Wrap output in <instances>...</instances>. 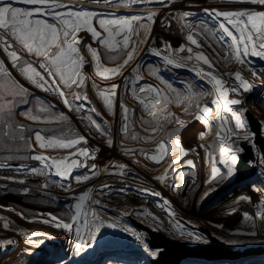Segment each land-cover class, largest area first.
<instances>
[{"label":"rangeland","instance_id":"rangeland-1","mask_svg":"<svg viewBox=\"0 0 264 264\" xmlns=\"http://www.w3.org/2000/svg\"><path fill=\"white\" fill-rule=\"evenodd\" d=\"M192 1L194 7L191 6L192 8L189 9L180 8L178 10L179 16L186 12L190 15L183 20H177L174 16V12L172 13V11L174 10V6L176 7L180 5L179 0H164V3H160L159 0H152L151 3L131 6L117 5L114 2H109V0H66L72 10H84L93 12L94 14L96 13L95 16L97 19H94L92 23L97 31H100L101 33L103 32V29L100 28L97 22L100 18H128L131 16L146 17L150 9L155 10L157 13L154 17L155 22L151 25L147 43L139 46L138 55H136L135 59L123 69L122 79L119 80L118 77L120 75L106 79L97 74L94 62L90 54L87 52L85 45H91L94 49H97L101 55V63H105V66L110 68L116 67L122 63L124 57H120L116 60L109 59L110 56L116 54L107 53L104 48L100 47L98 42L93 40V37L89 32L81 31L79 33V36L82 38L80 50L81 54L84 56V60L86 61L82 70L87 77L85 84L82 88H76V86L73 85L71 89L64 88L63 85H61L66 96H70L71 100L69 99V101L72 104V110L77 116L80 115L78 121L75 118H72L64 107L55 104L51 99L42 95L40 92L30 90L28 85L13 73V71L20 73L18 69H10L12 64L10 63L9 57L2 49H0V60L2 58V61L5 63L3 58L6 57V61L8 63V65L6 64V67L11 72L12 77L28 89V94L24 98L27 103H21L15 107L14 115L11 118L13 124L24 125V135L28 139L23 141H10L8 137L4 135V125L0 124V164L7 165L6 167H0V208L9 201L19 205L15 203L18 202V197L26 199L24 204L25 206L23 205L17 208L15 206L10 210L5 207L0 209V241H15L14 249L6 247L5 250H0V264H61L66 262H72L70 264H149V254L143 250V244H141L135 236L130 234V232L136 233L142 238L144 243L147 244L145 240V233L138 230L128 222L126 217L127 213H131L133 217L150 225L151 227L160 229L168 236L185 241L188 244L196 243L192 242V240L186 235L182 238L179 232L175 229L178 228L185 234L191 232L202 237L203 242H205L207 241L206 237L203 233L197 230V227L204 226L210 228L213 233L224 242L231 240L242 241L243 243L238 244L240 247L258 245L264 246V234L258 233L257 236L254 237L234 234L252 230L245 223L246 216L253 217L258 223L260 222L258 219L260 215L258 207L261 205V202L264 201V164H261L260 161L264 158V155L258 145H256L257 148L255 147L253 140L251 143H253L252 146L256 160L252 161V164L257 168V176L252 178V180L241 182L239 184L234 182V185H231L224 190L223 187H219L223 179L221 182L213 180L212 185L210 186L211 188L209 190H205L206 193L208 192V195L203 197L201 202L198 201L197 204L195 203L194 205L190 202V200L195 192L192 188L196 184L188 188L187 202L181 203L177 200L176 204L168 202L166 205L164 202L167 201L169 197L179 199L176 195L177 191H174L170 186L177 185L175 184V180L173 181L170 178L171 180H168L167 183H162L159 179L151 180L149 182L140 176L132 175L133 171L130 167L123 168V171H125L126 174L124 178H121L119 177L120 174L118 175V172L121 171L118 166L122 165V163L119 160L113 161L112 158L110 159V164L106 165L104 168L107 172L116 171L117 176L115 178L108 177L107 181L97 180L95 183L93 181H95L94 179L96 176H92L91 179L82 183H78L74 179L75 177H82L86 174L91 176L92 173L89 171V168H76L72 171V175L67 180H64L53 174L55 171L54 169L52 172H47V170H45L47 172L46 175L33 174L28 168H34L37 166L38 169L42 168L41 162L23 158L41 154L57 159L63 158L66 155L68 156L71 152L76 151V148L87 149L89 146L88 143H90L94 149H102L103 152L105 151L108 153L109 151H118V149L123 150V147H142L143 150L145 149L144 154L149 156L155 152L162 141L166 143L169 141V135L171 132L176 136V132L174 133L173 130H177L178 127L184 126L186 128L185 132H188V134L180 135L179 141L187 139H191L192 143L194 141V145H191L190 150H187L188 154H192L193 150L196 148L195 142L201 140V134H204L203 140L205 141L207 140L205 136L209 135L208 126L201 120L195 119V115L198 111L195 107V103L188 112H185L184 110L187 102L181 105L170 103L165 110V115L167 116L168 114H171L170 118L172 122L169 123L168 119H163L160 122V130L153 132L152 129L156 127V125L143 123V121H150L152 118L146 114L144 106L139 102V99L136 98L133 91L134 89H138L142 86L152 85L161 89L164 94L170 97V99H174L176 92L187 95L188 85L193 86L194 92H200L201 90L209 91L211 89L210 84L206 81H202L200 77L196 75L195 71L190 70L192 64H189L188 67H172L171 65H165L161 57L153 56L151 54L150 50L152 48L159 49L163 52L166 45H170L171 50H175L177 52L181 46L192 47L194 53L201 51L204 52V54L214 64L215 70L218 72H224L230 79V87L234 86L232 84V81L234 80V76L232 74L240 72L242 77L251 83L252 88L248 92H244L243 89L239 90L245 97L246 106H236V109L243 110L242 116L245 121L246 129L253 133L245 115L246 110L250 109L254 113L255 117L261 122L262 133L264 134V60L259 57L249 56L245 58L246 63L243 65L234 61L231 55L228 54V48L231 41L226 37L223 40L218 39L220 33L217 30V24L219 21H217L214 16L209 14L212 10V6H214V3L203 6L198 5V0H196V4L194 0ZM199 1L202 2V0ZM9 3H11L14 7L23 9L40 7L39 5H26L20 3L19 0H0V6H6ZM172 3H174L173 6H171ZM252 5L253 4L251 3L244 2L240 5V7L249 8ZM219 8L222 9V6L220 5ZM254 8H256V6H254ZM224 9H226V11H228V9H233V11L239 10L231 6H225ZM65 10L66 9H59V11ZM168 10H171V12H166ZM259 12L263 11L259 10ZM45 19L49 18L45 17ZM141 22H146V20H142ZM156 29H158V34L156 35L157 39L156 44L154 45L153 41L155 40V36H152V33ZM190 32L199 33L198 35H195V39H197L198 43L201 45L200 48L189 44L187 41L186 37ZM214 32L215 35L213 34ZM9 40L13 44L12 50L20 53L24 61L32 63L33 66L37 67L38 70L43 73V69H39L38 67L41 62L40 60H37L35 56L28 55L18 44H16L15 41H11V38H9ZM178 55L183 57L187 56L188 53L178 52ZM193 63L195 62L193 61ZM202 67L206 71H212L207 68V65H202ZM153 70L156 71V75L152 74ZM216 71L214 74L217 75ZM253 72H256L257 76H253ZM137 73L142 77L139 82H136L134 79ZM45 76L47 78V75ZM113 85H116V88L118 87L121 93V105L126 106L129 109L130 120L128 122L129 131L127 134L122 131L125 121L123 119V110L121 105L120 107H117V103L114 98L113 112L112 114H109L103 99L98 95V90L107 92ZM168 85H171V88H168ZM173 89L175 92L172 91ZM49 92L60 98V96L55 92ZM74 92L80 93L82 96L86 95L87 100H75L73 96ZM0 94L3 93L0 92ZM139 95L141 97L144 96V94ZM231 96H234L233 93L229 94V97ZM214 98V95H205L198 98L197 101L200 106L208 105L213 109L212 117L215 116V105L212 103ZM41 104L49 107L52 115H62L66 119L40 123L27 120L23 115H21L22 112L29 110L31 107L33 108L31 111L34 114H40L41 116L47 115L45 113H37V109ZM176 108L181 109L178 110ZM92 109H95L100 115H96V112H93ZM89 117L101 126L104 130L103 135L97 132L94 127H91ZM212 117H210V119ZM176 119L183 121V126L178 125L175 122ZM82 126L84 128L83 130L86 132L85 134L86 137H88L89 142H82L78 144L76 148L62 149L59 147H50L42 149L35 140L34 133L41 130L43 131H41V134L46 138L62 137L63 139H72L79 136H85L83 131L80 130V127ZM134 136L136 137L135 139L133 138ZM109 139L112 140L111 146L107 143ZM133 153L137 155L139 154L137 156L138 159H142L144 162H147L148 159L146 156L138 149L135 151H126V153H123V156L126 155V158L130 156L132 157ZM106 155L108 154L99 157L102 164L107 162L108 158ZM9 156L13 158L7 160L4 159V157ZM86 163L89 166L95 165L96 171H98V168L100 167L98 159L96 158L86 160ZM159 163H166L165 158ZM155 164L158 163L156 162ZM161 167L162 168H160V170H154L148 167L145 168V172L150 176H154L156 172H159L158 174L162 176L168 168L166 165H162ZM131 175L134 179H130ZM223 175L224 173L221 174V176ZM20 180H24L25 183H18ZM91 181L93 184H90ZM98 181H100L101 184H99L100 182L98 183ZM145 182H147V184ZM96 183L98 184L96 185ZM87 184H90L88 191L91 190L92 199L99 201L98 204L92 205L93 208L100 214V216L108 215L110 219L115 221V223H113L116 224L117 227L108 228L105 226L101 229V232L92 247L86 248L77 253L76 245L78 238L75 231L69 232L64 228L55 227L54 222L56 223V221H53L52 217H55L58 214V219L60 221L65 223L71 222L70 217L73 213V205L76 203L79 195L83 193V187L86 188ZM44 185H47V187H44ZM102 185H108L109 187L102 189ZM253 185H255L256 188L262 189V191L254 192ZM25 189H27V193L24 192ZM121 189H124V191H121ZM143 189H147L148 191L144 192L142 191ZM221 189L222 192H220ZM241 190H245V193L240 192ZM73 193L74 196H72ZM148 193H159V195H150ZM228 196H230L231 199H228L226 204L220 207L221 203L217 200L219 198L224 200ZM241 196L250 197L251 202L238 201V198ZM43 204L50 205L49 207H51V211L49 210L47 212L44 210L45 208L41 207ZM166 207L174 213L173 216H169L168 211H165ZM211 212L213 215H211ZM1 214L4 215L5 218L2 219ZM152 217H155L156 219L153 220ZM103 220L108 222L107 219ZM44 221L49 222L45 223ZM3 222H7L9 224L8 229L3 228ZM24 226L30 227V231H28L30 232L29 234H40L31 236V240L39 241L40 243L38 246L44 244L42 248L37 250L35 248H38V246L28 242V239L26 238L27 233L25 235L26 228ZM121 229L129 230L124 232L131 238L130 242L132 244V249L116 250L115 254L109 257H104L101 261L97 262L101 255V252L99 251L100 240L106 235H115ZM22 231H24V235L22 234ZM45 231L48 233L45 234ZM19 257H21V259L17 262ZM23 257L24 259L22 261ZM250 262H264V259Z\"/></svg>","mask_w":264,"mask_h":264},{"label":"snow or ice","instance_id":"snow-or-ice-1","mask_svg":"<svg viewBox=\"0 0 264 264\" xmlns=\"http://www.w3.org/2000/svg\"><path fill=\"white\" fill-rule=\"evenodd\" d=\"M20 3L26 5H39L31 9H23L12 6L11 3L6 6H0V49L9 57L10 63L13 68L18 69L20 74L31 84L45 91H53L58 94L62 99L66 107L71 110V102L67 99L64 88L71 89L73 85L76 88H82L85 84L86 75L83 73V67L86 61L81 54L80 46L82 44V38L79 36L81 31H87L93 37L95 42H98L100 47L104 48L107 53H115L116 55L110 56L109 59L116 60L120 57H124L122 63L116 67H107L101 63V55L97 49H94L91 45H85L87 52L90 54L95 69L98 75L103 78H112L122 74L123 69L132 62L136 55H138L139 46L147 43V38L150 35L151 25L155 22L156 16L155 10H149L146 17L131 16L128 18H100L97 20L103 34L93 26V20L97 19L95 14L90 11L84 10H72L66 0H19ZM117 5L131 6L137 4L151 3L152 0H109ZM160 3H164V0H159ZM237 2H247L251 4L264 5V0H237ZM59 9H66L65 11H59ZM208 11V10H206ZM214 16L219 23L217 24V30L220 33L218 39L223 40L228 38L231 43L228 48V54L237 63L243 65L246 63V59L249 56L259 57L264 60V12H258L254 10H229L220 11L212 9L209 12ZM189 13H183L178 17V20H183L188 17ZM48 17L49 19H45ZM223 20H220V18ZM146 20V22H141ZM231 26V27H229ZM207 30V29H206ZM106 34V35H105ZM199 33L190 32L186 39L191 45H195L200 48L201 45L195 39V35ZM215 35V32L213 33ZM15 41L23 51L28 55L35 56L37 60H40L39 69H43V73L33 66L32 63L24 61L21 54L13 49V44L10 42ZM151 54L153 56L161 57L165 65H171L172 67H188L192 64L190 70L196 72V75L200 77L202 81H206L211 85L209 91L201 90L200 92H194L193 86L188 85L187 95L176 92L174 99L164 92L152 85H146L134 89V95L139 102L144 106V111L151 117L150 121L145 120V124H155L156 127L152 129L153 132L160 130V122L163 119H168L169 123L172 122L171 114L165 115V110L170 103H176L177 105L185 104L184 110L188 112L189 109L195 103V107L198 109L195 119L201 120L208 126L209 132L212 127L217 128L216 137L220 143L219 162L224 164L227 168V172L224 176H221L220 169L213 167L210 179L208 183H212L218 176L221 178L231 177L234 174V166L238 161V157L235 153L243 151L240 148H234L236 140L244 139L248 140L250 137L247 134L245 121L242 116L243 110H237L232 106L242 103L240 99L229 98V94L235 93L239 96L240 89L244 92L251 90V83L244 79L240 72L232 74L234 80L232 84L234 86L229 87V82L224 80L221 76L215 73V66L212 61L203 52H193L192 47L181 46L178 50L179 53L187 52V56H179L178 52L171 50L170 45H166L164 51L152 48ZM193 61L195 63H193ZM202 65H207L208 69L212 71H206ZM47 75V78L45 76ZM153 75H156V71L153 70ZM253 76H257L256 72L252 73ZM136 82L142 79L137 73L134 77ZM171 88V85L167 86ZM116 85H113L110 90L103 91L98 90V95L103 99L105 107L108 109L109 114L113 112V100L116 95ZM175 92V90H172ZM0 124L5 127L4 135L8 137L10 141L26 140L24 125L13 124L11 118L14 115V108L21 103H27L24 99L28 94V89L15 80L12 77L11 72L6 67L5 63L0 60ZM139 94H144L141 97ZM205 95H214L212 101L215 105V116L212 117L213 109L208 105L200 106L198 98ZM73 96L75 100H87L86 95L74 92ZM11 97V98H9ZM123 110V124L122 131L127 134L129 131V109L126 106L121 105ZM96 112L95 109H92ZM37 113H45L47 115L41 116L40 114H34L31 110L22 112L21 115L25 119L33 122H51L52 120L66 119L64 116H54L51 114L49 107L41 104ZM96 115H100L96 112ZM210 117H212L210 119ZM90 125L96 129L101 135L104 134V130L101 126L91 117H89ZM230 121H234V126H230ZM178 125L183 126L184 122L176 119ZM42 131V130H41ZM41 131L34 133L35 140L39 144V147L50 148L59 147L62 149L76 148L80 143H87L83 136H79L72 139H63L57 137L46 138L41 134ZM245 131L243 137L240 136V132ZM136 138L135 136L133 137ZM204 138V134H201V139ZM235 138V139H234ZM108 145H112V140L107 141ZM210 147V146H209ZM188 153L181 146L179 139L174 138V134H170V139L167 143L161 142L155 152L148 156V158L159 163L162 159L168 156L175 155L176 158L169 163V169L175 172L173 165L179 163ZM13 157H4V159H12ZM24 159H32L40 161L42 168H32L29 171L33 174L46 175L47 172H52L54 169V175L61 179L67 180L72 171L76 168L86 167L92 175L78 176L74 179L78 183L85 182L97 176L100 173L96 171V166H89L86 160L95 159L94 153H90L88 149L76 148V151L71 152L68 156L63 158H53L44 155H32L31 157H23ZM215 159V158H213ZM261 164H264V158L261 159ZM195 168V164L192 160L185 161L183 166ZM7 165L0 164V167H6ZM121 171L120 175H124L123 168L125 166H118ZM169 169H166L164 174L158 179L162 183H167L171 178L169 176ZM47 170V172L45 171ZM181 174L180 179L183 180ZM18 183H25L24 180L18 181ZM174 191H180V185H170ZM47 187V185H44ZM103 188L109 187L108 185H102ZM214 190V189H213ZM253 190L256 192L262 191L260 188H256L253 185ZM124 191V189H121ZM142 191L147 192V189ZM27 193V189L24 190ZM150 195H159V193H148ZM208 193H205L207 196ZM238 201L251 202V198L247 196H241ZM98 204V200H93L91 196V190L85 192L77 198L76 203L73 205V213L70 217L71 222L65 223L60 221L57 217H52L53 221H56L55 227L64 228L69 232L75 231L78 242L76 245L77 253L83 251L86 248H90L95 244L97 237L99 236L101 229L105 226L108 228L117 227L114 223H106L100 216V214L90 206V203ZM166 205L167 201L164 202ZM165 211H168L169 216H173L167 207ZM260 213L258 219L250 216L245 217V223L252 230L248 232L234 233L237 235L257 236V234H264V201L258 207ZM155 220V217H152ZM45 223L49 221H44ZM3 228L8 229L9 224L3 222ZM75 226V228H74ZM222 227V226H218ZM122 231H129L128 229H121ZM179 232L183 238L185 235L194 243L203 242V238L197 236L191 232L185 234L178 228L175 229ZM131 235L143 244V250L151 257L158 256L160 250L151 249L144 243L142 238L134 232H130ZM40 235L38 233H31L26 236L29 243L35 246L39 245V241H32L31 236ZM15 241L7 240L0 241V250H5L7 245L14 244ZM231 245H238L243 243L242 241L231 240L226 241Z\"/></svg>","mask_w":264,"mask_h":264},{"label":"bare ground","instance_id":"bare-ground-1","mask_svg":"<svg viewBox=\"0 0 264 264\" xmlns=\"http://www.w3.org/2000/svg\"><path fill=\"white\" fill-rule=\"evenodd\" d=\"M3 1H10V0H3ZM194 2H195V4H196V0H194ZM228 2V3H227ZM179 3H180V5L179 6H174V10L172 11V13L174 12V16L175 17H178L179 15H178V10L180 9V8H186V9H189V8H192V7H194V4H193V1L192 0H179ZM210 3H214V6H212V8L211 9H216V10H220V11H222V10H225L226 11V9H224L225 8V6H231V7H234L235 9H239V10H254V11H258L259 12V10H262L263 12H264V5H259V4H253L251 7H249V8H244V7H240V5L241 4H243L244 2H237V0H202V2H200L199 0H198V5H203V6H206L207 4H210ZM174 5V3H172L171 4V6H173ZM186 5V6H185ZM222 6V9L221 8H219V6ZM166 6H169V5H166ZM192 6V7H191ZM254 6H256V8H254ZM91 8V7H90ZM167 8H169V7H167ZM219 8V9H218ZM230 8V7H229ZM87 9V8H86ZM172 9V8H171ZM61 10V9H60ZM233 10V9H232ZM228 11H229V9H228ZM166 12H171V10H168V11H166ZM93 13V12H92ZM96 14V13H95ZM45 18V17H44ZM46 18H48V17H46ZM49 20H50V18H49ZM178 20V19H177ZM220 20H223V18L221 17L220 18ZM156 26V25H155ZM157 30V31H156ZM156 30H154V32L152 33V36H155V40L153 41V44L155 45L156 44V39H157V37H156V35L158 34V29H156ZM103 33V32H102ZM4 60H5V65L7 64L8 65V63H7V61H6V57L5 58H3ZM1 60H2V58H1ZM102 64H104L105 65V63H103L102 62ZM264 64V63H263ZM10 69L11 70H13V67H12V65L10 66ZM219 70V69H218ZM216 71V70H215ZM221 71V70H220ZM13 73L14 74H16L17 76H18V78L19 79H21L24 83H26L27 85H28V88L30 89V90H34V91H37V92H40L42 95H44V96H46V97H48L49 99H51L55 104H58V105H60V106H62V107H64V109L70 114V116L72 117V118H75L77 121L79 120V117H80V115L79 116H77L75 113H74V111L72 110V108H71V110L69 109V107H66L65 106V104H64V102H62L63 101V99L61 98V100H60V98H58V97H56V96H54V95H52V93H50L49 91H45V90H43V89H41V88H38V87H36L35 85H33V84H31L29 81H27L20 73H17V71H13ZM216 73H217V75L218 76H221L224 80H226V81H230V79L227 77V75L224 73V72H218V71H216ZM45 75H46V73H45ZM122 74L118 77V80L119 79H122ZM119 82V81H118ZM231 82V81H230ZM229 87H230V85H228ZM62 87V86H61ZM63 89V88H62ZM115 91H116V95H115V101H116V103H117V107H120V105L122 104V101H121V93H120V91H119V89H118V87L115 89ZM231 93V92H230ZM241 93V92H240ZM232 94V93H231ZM233 95L234 96H231V97H229L230 99H232V98H236V99H240L241 101H242V103L241 104H239V105H235V106H232L233 108H235L236 109V106H238V107H245L246 106V100H245V97L243 96V94L241 93L240 95H239V97H237L236 96V94L235 93H233ZM67 97V99L69 100L70 99V96L68 97V96H66ZM71 100V99H70ZM72 105V104H71ZM176 109H178V108H176ZM175 109V110H176ZM181 108H179L178 110H180ZM84 115V114H83ZM82 120V119H81ZM79 122H81V121H79ZM80 124V123H79ZM234 124H235V122L234 121H230V126H234ZM82 125V124H81ZM206 125V124H205ZM80 126V125H79ZM78 127V126H77ZM92 127V126H91ZM207 127V126H206ZM84 128H83V126L82 127H80V130L81 131H83V133L85 134L86 132L83 130ZM247 130V129H246ZM245 130V131H246ZM87 131V130H86ZM186 131V128H185V126L184 127H178L177 128V130H173V132L175 133L176 132V136L174 135V138H176V139H179L180 140V138H179V136L180 135H186V134H188V132H185ZM216 127L215 126H213L212 127V129H211V131L209 132V135H207V136H205L206 137V141L205 140H203V139H201L200 141L198 140V141H196L195 142V145H196V148H195V150H193V152H192V154H188V155H186V156H184L183 157V159L182 160H180L179 161V163H177V164H175V165H173V168H175V172H172L170 169H169V163L171 162V160H173V159H175L176 158V156L175 155H172V156H168V157H165V160H166V163H158V164H155L156 162L154 161V160H152V159H150V158H148V155L146 156L145 154H144V152H145V149L143 150V148L141 147V148H134V147H123L124 149V151L121 149V150H119L118 149V151H115V152H113V151H109V153L108 152H103L102 151V149L101 150H96V149H94L91 145H90V143H88V150L90 151V153H94V155H95V158L96 159H98V163H99V168H98V172L100 173L99 175H97L96 177H95V181H93L94 183L95 182H97V180H103V181H107L108 180V177H116L117 175H116V171L114 172V171H112V172H107L106 170H105V168L104 167H106V165H108V164H110V159L112 158L113 159V161H117V160H119V161H121V163H122V165L123 166H125L124 168H128V167H130V168H132V175H136V176H140L141 178H144L145 180H148L149 182L151 181V180H158V177L160 176V174H158L159 172H156V174L154 175V176H150V175H148L146 172H145V168H148V167H150V169H154V170H160V168H162L161 166L163 165H166L167 166V168L169 169V176L171 177V179L174 181L175 180V184H177V185H180V191H177V196H178V198L179 199H177V198H171V197H169L168 198V200H167V202H171V203H175L176 204V202H177V200H179L181 203H184V202H187V198H188V188L191 186H193L194 184H196L195 186H193V188L192 189H194V195H193V197H192V199L190 200V202H192V204L194 205L195 203L197 204V202L198 201H200L201 202V199L203 198V197H205V193H206V189H210L211 187V185H212V183H208L207 181L210 179V177H211V173H212V168L213 167H216V168H218V169H220V172H221V174L222 173H226L227 172V168H226V166L224 165V164H221L220 162H219V152H220V143H219V141L217 140V137H216ZM245 131H242V132H240V136L241 137H243L244 135H245ZM88 132V131H87ZM91 132V131H90ZM182 132H184V133H182ZM247 132V134L249 135V139L248 140H244V139H238V140H236V142H235V144L233 145V147L234 148H240V149H242V146H241V142H244V141H246V142H248V143H250L251 145L253 144V143H251V141L253 140V142H254V135H253V133L251 132V131H246ZM171 134H173L172 132H171ZM83 135V134H82ZM168 135V134H167ZM170 136V135H169ZM199 136V135H198ZM85 139H86V141H88V137H86V134H85V136H83ZM93 137V136H92ZM95 137V136H94ZM170 139V138H169ZM235 139V138H234ZM168 140V139H167ZM89 142V141H88ZM98 142V141H97ZM166 143V142H165ZM192 142H191V139H187V140H183V141H180V144H181V146L185 149V151L187 152V150H190V147H191V145H194V141H193V143L191 144ZM94 145V144H93ZM187 145H189V146H187ZM254 145H255V147H256V145L257 144H255L254 143ZM210 146V147H209ZM257 148V147H256ZM139 150L141 153H143V155H145L146 156V158L148 159L147 160V162H144L142 159H138V155L137 154H135V153H133L132 154V157L130 156V157H125L126 155H124L123 156V153L125 152L126 153V151L128 152V151H135V150ZM149 150V149H148ZM258 150V149H257ZM242 152V151H241ZM241 152H237V153H235L236 155H237V157H239V154L241 153ZM138 153V152H137ZM105 154H108V155H106V157L108 158L107 159V162H105L104 164H102V162L99 160V157L100 156H102V155H104L105 156ZM41 155H44V154H41ZM32 156V155H31ZM44 156H47V155H44ZM67 156V155H66ZM259 157V156H258ZM103 158V157H102ZM207 158V159H206ZM213 158H215V159H213ZM59 159V158H58ZM144 159V158H143ZM187 160H192L193 161V163L195 164V168H191V167H188V166H183V167H181V165H184V163H185V161H187ZM112 161V162H113ZM98 165V164H97ZM158 165V166H157ZM111 166V165H110ZM236 166V165H235ZM235 166H234V169H235ZM38 167V166H37ZM37 167H34V168H37ZM109 167V166H108ZM33 167H29L28 169L30 170V169H32ZM114 168V167H113ZM114 170V169H113ZM119 171V170H118ZM135 171V172H134ZM124 172V175H119V173L120 172H118V175H119V177H121V178H124V176H125V174H126V172L125 171H123ZM130 173V172H129ZM181 174H185L184 176H183V180L181 181V179H179L180 178V176H181ZM53 175V174H52ZM51 175V176H52ZM72 175V174H71ZM131 175V177H130V179H134V177ZM54 176V175H53ZM224 176V175H223ZM234 177H235V170H234V174L231 176V177H224V178H221L220 176H218L217 177V179L216 180H218V181H220L221 182V180H222V182L220 183V186L219 187H223V190L224 189H227L229 186H231V185H234ZM171 179H169V180H171ZM136 180V179H135ZM141 180V179H140ZM140 180H138V181H140ZM187 180V181H186ZM185 181H186V183H185ZM93 182L91 181L90 182V184H93ZM100 181H98V183H99ZM185 184H187V185H185ZM98 183H96V185L98 184ZM146 184H147V182H145ZM160 183V182H159ZM90 184H87V186H86V188L85 187H83V189H84V191H83V193H81L80 195H83L85 192H88V189L90 188ZM99 184H101V182L99 183ZM140 184V183H139ZM95 185V184H94ZM143 185V184H142ZM93 187V186H92ZM218 187V186H217ZM133 189V188H132ZM220 189V188H219ZM167 190V189H166ZM207 190V191H208ZM93 191V190H92ZM216 191V190H215ZM167 192V191H166ZM171 192V191H170ZM221 192H222V189H221ZM240 192H242V193H245V190H241ZM240 192H239V194H240ZM255 192V191H254ZM172 193V192H171ZM208 193V192H207ZM214 193V192H213ZM76 194V193H75ZM79 195V196H80ZM219 195V194H218ZM72 196H74V193L72 194ZM20 197H18V202H15V203H17V204H19V205H16V204H14V203H12L11 201H9V202H7V204H5L3 207H1L0 209H2V208H6V209H8V210H10L11 208H14L15 206H16V208L17 207H21V206H23L24 204H25V198H20ZM228 199H231V197L230 196H228L226 199H221V198H219L217 201L219 202V203H221L220 204V207L221 206H223L224 204H226V202H227V200ZM233 199V198H232ZM13 201V200H12ZM230 202V201H229ZM90 203V206L93 208V204L91 203V202H89ZM25 206V205H24ZM50 205H48V204H43L41 207L42 208H45L44 210H46L47 212L50 210L51 211V207H49ZM226 206V205H225ZM230 207V206H229ZM61 208V207H60ZM228 208V207H227ZM23 209V208H22ZM21 209V210H22ZM94 209V208H93ZM18 210V209H17ZM211 211V210H210ZM212 213V212H211ZM28 214V213H27ZM220 214V213H219ZM211 215H213V213L211 214ZM25 216V215H24ZM28 216V215H27ZM39 216V215H38ZM55 217H57L58 218V214L55 216ZM1 218L3 219V218H5V216L4 215H2L1 214ZM42 218H44V217H42ZM101 218L102 219H107V221L108 222H106V223H115V221L114 220H112V219H110L109 218V216L108 215H102L101 216ZM33 220H34V218H33ZM33 220H32V222H33ZM36 220V219H35ZM29 221V220H28ZM37 221V220H36ZM23 222V221H22ZM19 223V222H18ZM54 225H55V222H54ZM30 226V225H29ZM29 226H24L25 228H26V231H25V235H26V233H27V235L30 233V232H28V231H30L29 230ZM208 229H210V228H208ZM211 230V229H210ZM212 231V230H211ZM46 232V231H45ZM213 232V231H212ZM48 232H46L45 234H47ZM22 234L24 235V231H22ZM75 242V241H74ZM71 243V242H70ZM44 246V244H42V245H40V246H38V248H35V249H40V248H42ZM15 248V245L14 244H12V246H11V248L10 249H14ZM67 252V251H66ZM32 253V252H31ZM18 259V258H17ZM21 259V257H19V259L17 260V262L19 261ZM23 259H24V257L22 258V261H23Z\"/></svg>","mask_w":264,"mask_h":264},{"label":"water","instance_id":"water-1","mask_svg":"<svg viewBox=\"0 0 264 264\" xmlns=\"http://www.w3.org/2000/svg\"><path fill=\"white\" fill-rule=\"evenodd\" d=\"M245 115L254 133V143L259 146L264 155L262 124L250 109L246 110ZM241 146L243 151L239 154L235 166L234 182L236 184L252 180V178L257 176V168L252 164V161L256 160L253 146L246 141L241 142ZM126 217L130 224L145 233V240L151 249L160 250L158 256L155 258L148 255L149 264H238L264 259V246L240 247L238 245H231L222 241L210 229L204 226L197 227V230L204 234L207 241L188 244L185 241L168 236L158 228L139 221L131 213H127ZM130 239V236L122 230L115 235L104 236L99 242L101 255L97 262L101 261L104 257L115 254L116 250L132 249ZM11 246L7 245L6 247L10 248Z\"/></svg>","mask_w":264,"mask_h":264},{"label":"trees","instance_id":"trees-1","mask_svg":"<svg viewBox=\"0 0 264 264\" xmlns=\"http://www.w3.org/2000/svg\"><path fill=\"white\" fill-rule=\"evenodd\" d=\"M70 263L72 262H66V263H61V264H70ZM238 264H264V262H248V263H238Z\"/></svg>","mask_w":264,"mask_h":264},{"label":"crops","instance_id":"crops-1","mask_svg":"<svg viewBox=\"0 0 264 264\" xmlns=\"http://www.w3.org/2000/svg\"><path fill=\"white\" fill-rule=\"evenodd\" d=\"M202 52V51H201ZM204 53V52H203ZM31 109H33L32 107L29 109V110H31ZM83 122H86V121H83ZM75 127H76V124H75ZM79 131V130H78ZM43 132V131H42Z\"/></svg>","mask_w":264,"mask_h":264}]
</instances>
